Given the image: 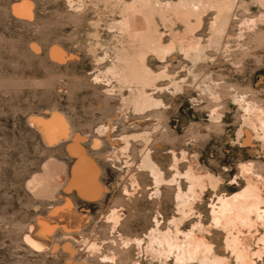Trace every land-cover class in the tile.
<instances>
[{"label":"rangeland","instance_id":"obj_1","mask_svg":"<svg viewBox=\"0 0 264 264\" xmlns=\"http://www.w3.org/2000/svg\"><path fill=\"white\" fill-rule=\"evenodd\" d=\"M19 1L0 0V264H180L160 243L190 232L209 238L225 264H264V251L252 262L236 261L224 246V225L210 216L219 197L233 196L259 176L264 180V140L257 137L262 129L248 125L244 105L264 110L261 1L179 0L212 3L199 6L197 17L184 24L171 12L178 0H149L168 19L157 15L149 37L172 46L167 53L143 49L125 32V7L136 0H29L30 19L12 11ZM214 5L226 10L229 21L218 47L212 42L221 26ZM192 38L202 47L185 52ZM53 46L64 58H52ZM138 50H144L142 62ZM144 71L154 77L144 90L155 103L135 108ZM52 114L68 124V139L48 143L38 130L44 124L30 123L33 116L48 120ZM76 141L85 156L80 167L92 165L106 188L101 196L62 186L54 197L34 195L28 181L47 161L61 164L70 180L78 158L68 147ZM144 155L160 169L161 181L149 164L142 166ZM189 169L217 185L196 189L182 213ZM67 199L85 224L55 226L48 248L27 242L30 227ZM241 230L250 252L264 247V223Z\"/></svg>","mask_w":264,"mask_h":264},{"label":"bare ground","instance_id":"obj_2","mask_svg":"<svg viewBox=\"0 0 264 264\" xmlns=\"http://www.w3.org/2000/svg\"><path fill=\"white\" fill-rule=\"evenodd\" d=\"M260 1L262 5H264V0H260ZM202 2L201 1H198L197 3L193 2L191 5L187 6L179 1V3H176L177 5L175 4V8L173 7L171 9L172 11L171 10L170 11L175 17L178 18L180 17V19L182 20V22H184V24L185 23L187 24L189 17L191 16L197 17L199 6L209 5L210 7V5H212V3L203 4ZM165 5L170 8V3L167 2ZM32 6L33 5L29 0H20L19 2L14 3L12 7V11L18 15L23 16V18L28 17V19H30L32 16L31 13L33 12ZM125 8L127 9L125 11H127L128 14L126 13L127 14L126 15L124 13L126 17L124 18V20H122L123 28L132 40L134 41L138 40L140 42V46L143 49H150L155 53H163V52L167 53L165 51L173 48L172 46L169 47L161 46L158 44L157 41H154L152 35L150 37H152L153 39L149 37L150 33L156 31L155 18L157 15L160 16V20L163 21L164 23L167 22L168 20L167 18L165 19L162 16L161 6H159L158 4L154 5L149 0H136V1H132V3L127 5V7ZM215 8L217 10V14H218L217 16L219 18V23L221 24V26L217 28L216 32L214 33V36L212 37V42L215 45V47H218L220 44V36H222L221 33H223L222 30H224L225 24L228 21V13L223 7L216 5ZM122 9H124L123 5H122ZM229 15L232 16L231 14ZM186 31H187L186 35H188V33L192 31V26L187 25ZM171 35H173V33ZM183 37H177V38L181 39ZM177 38H175L176 42L177 40H179ZM222 40H224L223 37ZM191 41L195 42V39L192 38ZM196 42H198V40ZM196 42L195 43L190 42L187 44L185 42L186 46L185 48L183 47L182 50H184L185 52H191L199 48L201 49L202 46H199ZM130 45L131 47L135 46L133 41L131 42V44H129V46ZM180 45H182V43ZM143 51L144 50L137 51V57L140 59L141 62L143 61V58L141 57ZM50 54L52 58L55 59L61 58L63 57L62 55H64L62 49L59 48L58 46H53L50 50ZM153 78L154 77L150 72L144 71V78L143 80L141 79L142 81L138 83L143 88L139 90V96L134 101L135 108H140V107L143 108L155 103L152 100V98H150L151 96L150 97L146 96L144 90V87L149 85ZM244 105H246L245 108L246 111L248 112V117L246 118L248 125L254 129L261 128L262 135L257 137H260L261 139L264 140V110H262L261 107L259 108L258 106H256L255 103L248 102ZM55 115L56 114H54L48 120H43V117L40 118L38 116L36 117L33 116L30 118V123L34 124L35 127L36 126L38 127L40 124H41L40 126L44 124L43 128L39 127L38 130L42 131L41 134H43L42 136L46 141L50 140L48 141V143H51V141L52 143H54L56 139L62 137L63 140L66 138V136L70 134V129H68L67 126L68 124L66 125V123L63 121L61 117ZM71 137L75 138L76 140L79 139L77 135ZM251 139H252V135L250 134V132H247L246 143H250ZM53 140L55 141L53 142ZM78 147L79 146L77 144V141L68 147L69 151L72 154L77 155L78 158V163L76 167L73 168V170L71 171L70 180L69 181L67 180L68 181L67 183L66 180H64L65 177L64 169H63L64 167L61 164L47 161L43 167V171L40 174L33 175L28 181L27 187L32 191V193H34V195H40L46 198L54 197L57 194L56 192L57 187L62 186V188H64L66 191L70 190L71 188H75L78 191L77 193L80 195L85 194L87 196H95V197L99 195L101 196L102 192L106 188L100 185L98 180V172L92 165L85 164V169L80 167L82 163H84L85 156L84 153L82 154V152L79 150ZM262 150H263L262 153L264 154V145ZM86 160L88 161L89 158L86 157ZM150 162L151 161L148 156H145L141 160L142 166H147L149 164V170L151 174L154 176V179L157 181H161L162 179H161L160 169L156 164L152 165V162L151 163ZM174 165L176 166V163ZM197 174L199 173L197 172L195 173L194 169H189V171L186 174H184L186 180L189 182V187H188L187 195L181 200L180 210H182V213L186 212V209L189 208L188 207L190 203L189 200L191 197L194 196L196 189H201L207 183H209L212 187H215L217 185L216 179L208 175H201V174L197 175ZM256 176L258 177V175H255V177ZM259 178H257L258 180L255 179L256 181H248L240 192L234 194L231 197L228 198L219 197L216 203L214 204V206L212 207V211L210 215L212 217V221L214 223H222L224 225V228L226 230L224 246L225 248H228L230 250L236 261L252 262L253 255L258 256V254L261 251H264V247H261L256 251L250 252L249 244L246 239L248 235L245 236L244 234L241 233L242 231L241 228L243 226H246L248 224L264 223V180H262L263 178H260L259 180ZM72 210L73 208L71 202L70 200L67 199L64 205L58 208H54L50 213V215H48V217H46L45 219L39 218L37 222L30 227L29 233L25 237V240L37 248L39 247L44 248L46 246L48 248L49 236L51 235L50 233L53 231L55 226L60 225L61 229L65 230V227H63L64 224V226H67L68 229H72V230L78 229L80 225L85 221V217L76 214ZM111 218H113L114 223L119 221L118 216L115 215L114 211L111 213ZM199 234H196V232L195 233L190 232L188 234L185 233V235H183L185 236L183 240H179L176 238L173 239L165 238L163 242L160 243L161 248L163 246L165 252L167 254H172L174 256V260L180 264L190 263V262H196L198 264H225L224 258L214 253L213 246L209 238L201 237L200 236L201 234L200 235ZM129 240L130 239H125L124 241L125 243H127ZM260 240L262 241L261 238ZM134 242L137 245H139V241L137 239H134Z\"/></svg>","mask_w":264,"mask_h":264}]
</instances>
